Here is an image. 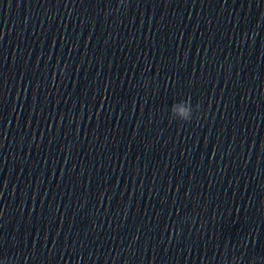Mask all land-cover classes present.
<instances>
[{
  "label": "clouds",
  "instance_id": "9594fccd",
  "mask_svg": "<svg viewBox=\"0 0 264 264\" xmlns=\"http://www.w3.org/2000/svg\"><path fill=\"white\" fill-rule=\"evenodd\" d=\"M118 3L120 6H127V0H118ZM255 35L256 33L252 32L251 34H248L247 38L249 40L254 39ZM241 42H243V40H241ZM60 73L61 75H63V68L60 69ZM196 108L198 109L199 105H197ZM170 111L172 118L177 119V117H179L178 120L180 121L190 122L193 119L194 112L193 105L191 103V98L188 97L177 103L172 104ZM0 264H16V262L11 258H7L5 260H0Z\"/></svg>",
  "mask_w": 264,
  "mask_h": 264
}]
</instances>
